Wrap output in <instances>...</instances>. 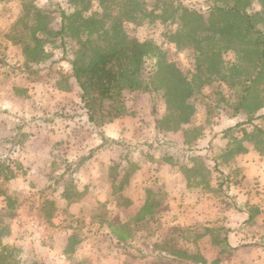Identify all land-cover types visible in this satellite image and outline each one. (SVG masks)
<instances>
[{"label": "rangeland", "instance_id": "1", "mask_svg": "<svg viewBox=\"0 0 264 264\" xmlns=\"http://www.w3.org/2000/svg\"><path fill=\"white\" fill-rule=\"evenodd\" d=\"M115 1L120 19L133 17L123 24L126 36L150 50L144 85H157L164 63L194 68L195 58L186 47L193 32L185 26L181 9L209 15V8L231 0ZM28 6L42 9L46 17L37 24L36 17H28ZM74 13L70 0H0V95L29 112L18 116V128H23L22 123L36 130L46 125L40 145L53 154V160L41 165L21 152L11 160L14 147H0V220L11 228L3 244L14 248L12 257L1 264H183L181 259L187 264H264V116L253 124L246 123V113L230 119L228 110L218 104L217 93L222 89L223 96L234 98L237 88L218 83V75H213L215 82L206 90L211 95L205 100L209 106L199 98L193 123L167 131L165 124L158 125L167 114L163 91L152 86L156 91L127 94L122 137L104 142L108 148L102 149L103 144L93 143L92 138L95 132L94 138L101 140L100 128L86 127L81 91L69 63L79 47L77 39L84 38L83 32H77V22L70 25L63 19L64 14ZM46 22L49 32H37L43 45L39 49L32 43L40 55H28L26 44ZM103 32L102 26L100 35L92 37L93 45H106ZM227 60L226 75L231 80L230 69L237 63L231 55ZM74 122L85 127L83 137L92 138V146L81 145V157L91 164L98 155L101 173L91 174L93 179L89 173L80 176L74 139L49 136L54 126ZM129 128L135 136H124ZM229 128L233 131L226 132ZM22 143L17 144L20 149ZM5 168L15 175L12 180H3ZM90 187H95L98 199L104 194L101 206L85 213L63 208L66 190L81 197ZM45 198L58 206L51 217L40 210ZM151 202L155 204L152 233L144 227H123ZM173 226L179 228L173 232ZM164 232L173 233L177 256ZM182 246L193 259L182 257ZM41 251L47 259L36 262L32 255ZM62 253L66 258L59 257Z\"/></svg>", "mask_w": 264, "mask_h": 264}, {"label": "trees", "instance_id": "2", "mask_svg": "<svg viewBox=\"0 0 264 264\" xmlns=\"http://www.w3.org/2000/svg\"><path fill=\"white\" fill-rule=\"evenodd\" d=\"M70 2L75 8V13L71 16L64 14L63 19L69 20L70 25L77 22L79 24L77 32H83L84 38L77 39L79 47L69 63L72 67V77L81 91L83 108L89 122L94 126L101 128L126 117L128 93L161 90L167 106V114L158 121V125L165 124L163 128L167 131L183 130L193 123L197 116L200 110L197 106L199 98L203 99L205 105V100L211 97L207 95L206 90L215 82L213 75H218V83L237 88L238 94L234 98L223 96L222 89H220L222 93H217L220 96L218 104L223 105L222 110H228L230 119L246 113L248 114L246 123L253 124L264 116L263 0L258 1L260 7L256 6L255 0H231L227 4L209 8V15L188 7L181 9L185 26L193 32L190 45L186 47L190 55L195 58L194 68H178L174 64L164 63L158 71L161 82L157 85L154 83L144 85L146 60L150 53L147 45L127 37L124 31L123 24L132 21L133 17L120 19L115 0H70ZM26 12L28 17H36L34 20L37 24L47 15L36 6L26 7ZM49 24L50 22H46L36 28L35 34L31 37L32 42L30 41L25 47L28 55H40L37 48L32 45L41 48L44 39L38 36L37 32H49L47 30ZM108 24L111 26L107 27ZM102 26L103 34L107 39L104 43L106 45H93L92 37L96 34L100 35ZM64 30L65 27L59 34L64 35ZM230 55L237 63L230 69L234 74L231 80L226 75L227 57ZM152 86L156 90L152 89ZM206 104L205 106H209L208 103ZM231 131L232 128L226 130V132ZM0 168L3 169L1 164ZM8 169L2 170L1 176L4 181L15 177ZM73 188L77 189V186ZM79 195L76 191L66 190L62 197L68 203H73L80 198ZM154 207L155 204L152 202L146 204L132 218L131 224H124L123 227L132 225H134L133 229L144 227L152 233L151 226L155 223L152 220ZM56 209V203L51 199L45 198L40 205V210L48 212L50 217L51 212ZM178 228L173 226L172 231ZM10 232V226L0 220V264L5 262V259L11 258V253L14 251L13 247L3 244V239L9 236ZM183 233L187 234L185 231ZM172 235L173 233L164 232L163 238L172 245L171 248L174 249L172 252L177 256L178 254L174 253L177 244H174L176 240ZM182 257L194 258L184 249ZM181 260L183 264H187L183 259Z\"/></svg>", "mask_w": 264, "mask_h": 264}, {"label": "crops", "instance_id": "3", "mask_svg": "<svg viewBox=\"0 0 264 264\" xmlns=\"http://www.w3.org/2000/svg\"><path fill=\"white\" fill-rule=\"evenodd\" d=\"M11 96L12 95H10L9 97H11ZM11 100L12 99H9V101L5 100L2 98V95H0V147H6V146L14 147L12 150L10 149L11 153L9 152L10 153L9 158H11V160H15L14 158L18 159L19 152H21V154H26V156L28 158H30L34 162H37L38 164H41L42 162H46V160H51V159L53 160V157H52L53 154L51 153L52 149L48 150V149L44 148L45 146H43L41 148V145H40L41 144L40 141H42L45 138V136H43L42 132H45V130L47 128L46 125L41 127V128L39 127V129L36 130L35 128L30 129L29 127H26L24 125V123H22L23 128L22 129L18 128L16 126V121L18 120L17 118H18V116H24L25 117L26 111L23 108L13 106L12 103L10 102ZM80 111L83 112L82 113V114H84L83 118L88 123V125L86 127L90 128L91 123L89 122V119H88L87 114L85 113V110L82 109ZM28 113H26V116H29ZM74 119H76V118H74ZM84 119H82V120H84ZM56 120H57V122L55 124L57 125V123H59V122H58V119H56ZM71 121H74V120H71ZM121 121H122V119L118 120L112 124H109V125H106V126L100 128L99 133H102V136H100L101 140L100 139L96 140L94 138V136H96V133L94 132V134L92 135L93 143L103 144L106 141H111L114 139L121 138L122 133L124 132L123 131L124 128L122 127L123 125H121ZM50 125H49V127H50ZM84 129H85V127L82 129V126L78 125L75 122L71 123V125L63 126V128L61 127V124L60 125L58 124V126H54V131L49 136L50 137L51 136L52 137L53 136L58 137V135L62 134V136H66L69 138L71 137L72 139H74L75 142L77 143V144H75L76 145L75 149H76V151H78V155H76V158L78 160H81L79 165H78V169H80L78 171L82 172L80 174V176L82 178H84L85 173H86V175L89 173L88 176L93 179V176L91 174L99 176V174L101 173L100 166H99L100 162L98 161V157H97L98 155L95 156V158L92 160L91 164L89 163V161L87 159L85 160L84 158H82V157H84V155H82L84 152V150H82V148L83 147L86 148L89 145L90 140L92 139V138H85L82 136ZM129 133H131L133 136L136 135L135 131L131 130L129 128V131L124 136H126ZM124 136H123V138H124ZM19 140H22V142H23L22 143V147H23L22 149H20V147L17 146ZM36 142H38L39 144ZM80 142H81V144H79ZM74 143L71 144L73 149H74ZM86 143H88V145H85ZM30 144H33V145H30ZM34 145H39L38 150H37V148H34ZM89 146H92V144H90ZM99 146H102V149H104V150L108 148V146L105 147V144L99 145ZM17 147H19V148H17ZM15 156H17V157H15ZM96 161H98V162H96ZM85 163H87V164H85ZM102 164L105 165V163H102ZM106 166L108 167L109 165H107V163H106ZM106 166H103L102 169L105 170ZM44 168H45V166L42 169L44 170ZM83 168H86L87 170H85ZM43 170L40 171L39 174L40 173L43 174L44 173ZM88 190H89L88 193H83L84 195L82 194V196L76 202H73V203H68L62 197L63 198V200H62L63 208H68L71 210L76 208V209H79L80 211H83V213H85L86 211H90L92 209H96L97 207L101 206L102 202L104 201V199H102L104 194L102 193L100 195L101 199H98V193H95V192H97L95 190V187H90ZM61 205L59 206V208H62ZM32 257L34 258V260L36 262H41L42 260L47 259V254L43 253L41 251V252H38V254H33ZM56 257L58 258V256L54 253L53 258L55 259ZM59 257L66 258V256L63 253Z\"/></svg>", "mask_w": 264, "mask_h": 264}]
</instances>
